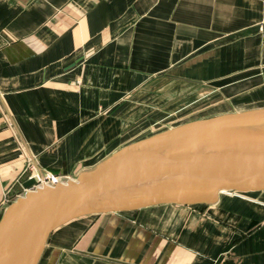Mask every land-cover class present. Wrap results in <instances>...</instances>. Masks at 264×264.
<instances>
[{"label":"crops","instance_id":"0c3cea01","mask_svg":"<svg viewBox=\"0 0 264 264\" xmlns=\"http://www.w3.org/2000/svg\"><path fill=\"white\" fill-rule=\"evenodd\" d=\"M264 108V0H0V218L171 121ZM175 125V126H176ZM36 264H264V191L86 214Z\"/></svg>","mask_w":264,"mask_h":264},{"label":"water","instance_id":"95a60500","mask_svg":"<svg viewBox=\"0 0 264 264\" xmlns=\"http://www.w3.org/2000/svg\"><path fill=\"white\" fill-rule=\"evenodd\" d=\"M259 122L264 108L186 122L121 148L74 180L24 181L0 218V264H36L49 233L81 215L264 191V134L236 133Z\"/></svg>","mask_w":264,"mask_h":264},{"label":"built area","instance_id":"2783aa9c","mask_svg":"<svg viewBox=\"0 0 264 264\" xmlns=\"http://www.w3.org/2000/svg\"><path fill=\"white\" fill-rule=\"evenodd\" d=\"M26 179H34V187H41L42 185L51 186L54 183H63L60 177L52 175L48 172L37 173L32 167L29 168V175Z\"/></svg>","mask_w":264,"mask_h":264},{"label":"bare ground","instance_id":"6f19581e","mask_svg":"<svg viewBox=\"0 0 264 264\" xmlns=\"http://www.w3.org/2000/svg\"><path fill=\"white\" fill-rule=\"evenodd\" d=\"M238 130V129H237ZM245 133L250 135H260L264 134V122L254 123V124H244L242 128L239 129L236 133Z\"/></svg>","mask_w":264,"mask_h":264},{"label":"rangeland","instance_id":"374dc122","mask_svg":"<svg viewBox=\"0 0 264 264\" xmlns=\"http://www.w3.org/2000/svg\"><path fill=\"white\" fill-rule=\"evenodd\" d=\"M198 120H201V119H198ZM194 121H197V120H194ZM177 122H181V121H171V122H168V123H164V124H161V125H159L158 127H156V128H153V129H151V131L148 133V136L147 137H149V136H151V135H154V134H156V133H159V132H162V131H165V130H168V129H170V128H173V127H175V125L176 124H178ZM189 122H191V121H189ZM181 124H183V123H180L179 125H181ZM258 124V123H257ZM176 126H178V125H176ZM240 133H242V132H240ZM231 134V133H230ZM226 135V134H225ZM247 135H250V134H247ZM257 135V134H256ZM144 139V138H143ZM194 139H196V138H194ZM67 181V180H66ZM65 182V181H64ZM63 182V183H64ZM23 192L24 191H22V192H20V196L23 194Z\"/></svg>","mask_w":264,"mask_h":264}]
</instances>
